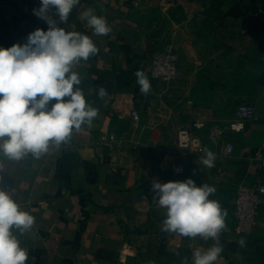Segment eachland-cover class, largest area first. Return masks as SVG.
Returning <instances> with one entry per match:
<instances>
[{"label":"crops","instance_id":"1","mask_svg":"<svg viewBox=\"0 0 264 264\" xmlns=\"http://www.w3.org/2000/svg\"><path fill=\"white\" fill-rule=\"evenodd\" d=\"M11 1L0 3L2 47L25 42L31 30L25 26L24 15L47 29V24L32 12L39 0ZM205 1L202 6L188 0H80L67 22L57 20L66 31L89 35L98 48L95 55L73 68L81 76L79 87L87 102L98 109V115L91 125L82 124L79 130L74 129L67 141L59 145L50 141L48 150L38 157L29 152L15 160L0 154V189L9 191L21 208L35 218L33 228L24 234L12 229L20 246L28 251L29 260L25 264H193V250H205L213 243L211 238H190L161 230L166 210L157 202L153 181H183L191 175L182 174L185 167L173 155L164 154L148 165V160L136 161L131 154L122 152L124 138L133 133L138 122L108 111V101L114 92L131 91L136 95L139 88L136 71L127 59L129 49L134 46L132 37L141 29L143 17L158 15L159 11L171 13L178 6L183 16H211L215 44L234 55L252 58L248 61L251 87L242 102L252 105L255 117L245 122L242 132L226 135V140L232 143L230 138L235 139L236 159L241 163L222 164L221 169L226 181L264 184V165L239 154L242 146L264 144V0ZM85 8L103 16L111 32L95 35L81 16ZM155 23L152 20V26ZM142 42L140 38L138 43ZM190 60L202 64L204 59ZM179 71L184 80L182 89L170 90L189 95L190 76L180 68ZM100 87L106 90L104 97L97 94ZM136 97L140 116L143 110L156 105V101ZM190 102V99L184 102L188 122L180 126H187L194 119L215 121L213 113L221 102L215 99L196 106H190ZM199 133L205 149L211 150L215 159L229 156L225 154V141L215 151L210 143L218 141H209L204 130ZM178 165L183 167L182 172L176 170ZM206 179L202 178L201 184ZM141 195L147 196L148 210L137 205L142 204ZM234 195L230 198L232 215ZM219 241L223 251L217 264L223 262L222 257L227 264H264V199L249 234H237L233 221L225 223Z\"/></svg>","mask_w":264,"mask_h":264},{"label":"clouds","instance_id":"2","mask_svg":"<svg viewBox=\"0 0 264 264\" xmlns=\"http://www.w3.org/2000/svg\"><path fill=\"white\" fill-rule=\"evenodd\" d=\"M80 0H39L33 15L47 24L27 34L23 43L0 46V154L22 159L27 153L39 156L49 142L67 141L82 124L91 125L98 109L89 104L81 76L73 68L98 52L92 38L78 31H66L59 22L68 17ZM81 16L95 35H107L111 26L94 9L85 8ZM140 91L147 94L151 83L143 71L136 72ZM104 97L103 87L97 93ZM202 163L214 166L215 156L204 149ZM158 204L166 210L161 230L213 243L205 250L194 249L193 264H214L223 251L219 233L225 227L227 211L210 199L216 189L207 183L197 186L191 178L183 181H153ZM34 216L0 189V264H25L27 249L13 233L31 230ZM243 244V241H240Z\"/></svg>","mask_w":264,"mask_h":264},{"label":"rangeland","instance_id":"3","mask_svg":"<svg viewBox=\"0 0 264 264\" xmlns=\"http://www.w3.org/2000/svg\"><path fill=\"white\" fill-rule=\"evenodd\" d=\"M188 1L190 4L196 1L202 6L206 5L205 0ZM211 18L183 16L176 6L171 13L159 11L158 15L141 19V29L132 37L134 46L129 49L127 56L129 66L145 74V67L155 52L172 48L179 56L178 67L190 76V91L189 95H184L177 92L174 94L170 90L173 87L182 89L184 80L180 73L174 79L165 81L147 77L151 83L150 91L145 94L139 86L136 95L148 101H156V105H153V109L143 110L133 133L124 138L121 150L131 154L136 161L138 158L148 160V165L149 161H157L164 154L173 155L177 163L185 167L182 174H190L197 185H201V179L205 177V183L215 187L216 191L210 199H220L219 203L227 211L225 223L231 224L234 219L230 198H233L236 183L224 180L221 168L224 167L222 164L241 163L236 159V150L229 156L215 159L214 166L207 167L201 160L204 155L181 151L174 145L178 126L188 122L189 113L184 106L186 99L191 100L190 106L209 104L215 99L221 102L213 118L216 122L224 123L232 117L236 105L246 100L250 91L252 71L248 61H252V58L234 55L228 49L218 47L211 35ZM152 20L156 22L154 26ZM140 38L143 42L139 44ZM120 56L125 57V53L120 52ZM193 57L204 60L202 64L195 63L190 60ZM230 139L237 149L235 139ZM222 144L220 140L210 143V146L216 151L217 146Z\"/></svg>","mask_w":264,"mask_h":264},{"label":"built area","instance_id":"4","mask_svg":"<svg viewBox=\"0 0 264 264\" xmlns=\"http://www.w3.org/2000/svg\"><path fill=\"white\" fill-rule=\"evenodd\" d=\"M179 73L178 53L172 48H165L162 51L155 52L147 67V76L161 81L174 79ZM136 104L137 97L133 92L116 91L108 101V111L110 114H118L121 117L129 118L133 122H139L140 114ZM254 117L252 105L247 102H241L236 106L233 117L224 123L207 119H194L189 125L178 127L174 145L181 151L202 154L205 144L199 131L204 130L209 141H225V154L231 155L234 151V144L226 140V135L242 132L245 122ZM239 154L250 161H258L261 165H264V144L256 147L242 146L239 149ZM176 170L182 172L183 167L178 165ZM263 199L264 184H250L245 180L236 184L233 199V217L237 234L246 235L252 231L256 222L258 208ZM140 203L142 204L137 205L144 210H148L146 195H141ZM220 259L223 261L221 264L228 263L223 257Z\"/></svg>","mask_w":264,"mask_h":264},{"label":"water","instance_id":"5","mask_svg":"<svg viewBox=\"0 0 264 264\" xmlns=\"http://www.w3.org/2000/svg\"><path fill=\"white\" fill-rule=\"evenodd\" d=\"M12 1L11 0H0V3H3V4H10ZM25 19H26V27L27 28H30L31 31H33L34 29L36 28H41L40 27V23L33 19L32 17L30 16H27V15H24Z\"/></svg>","mask_w":264,"mask_h":264},{"label":"trees","instance_id":"6","mask_svg":"<svg viewBox=\"0 0 264 264\" xmlns=\"http://www.w3.org/2000/svg\"><path fill=\"white\" fill-rule=\"evenodd\" d=\"M241 168H242V170H243V169H244V166H242Z\"/></svg>","mask_w":264,"mask_h":264}]
</instances>
